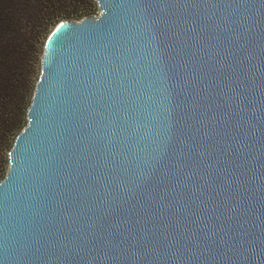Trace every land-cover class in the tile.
<instances>
[{"label":"water","instance_id":"obj_1","mask_svg":"<svg viewBox=\"0 0 264 264\" xmlns=\"http://www.w3.org/2000/svg\"><path fill=\"white\" fill-rule=\"evenodd\" d=\"M94 1L45 42L0 264H264V0Z\"/></svg>","mask_w":264,"mask_h":264},{"label":"trees","instance_id":"obj_2","mask_svg":"<svg viewBox=\"0 0 264 264\" xmlns=\"http://www.w3.org/2000/svg\"><path fill=\"white\" fill-rule=\"evenodd\" d=\"M94 0H0V181L27 123L45 42L61 21L92 15Z\"/></svg>","mask_w":264,"mask_h":264},{"label":"rangeland","instance_id":"obj_3","mask_svg":"<svg viewBox=\"0 0 264 264\" xmlns=\"http://www.w3.org/2000/svg\"><path fill=\"white\" fill-rule=\"evenodd\" d=\"M98 14H99V10H98V6H97V4H96V6H95V10L93 11L92 15H98ZM40 69H41V62H40V64H39V71H40Z\"/></svg>","mask_w":264,"mask_h":264}]
</instances>
